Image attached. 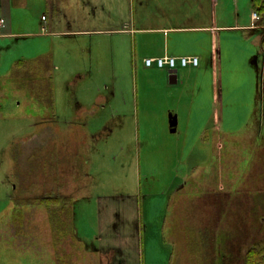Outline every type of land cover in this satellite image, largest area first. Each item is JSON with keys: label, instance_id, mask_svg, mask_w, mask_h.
Masks as SVG:
<instances>
[{"label": "rangeland", "instance_id": "obj_1", "mask_svg": "<svg viewBox=\"0 0 264 264\" xmlns=\"http://www.w3.org/2000/svg\"><path fill=\"white\" fill-rule=\"evenodd\" d=\"M110 10L102 30L121 27ZM145 38L109 32L55 40L58 67L43 81L47 89L53 82V99L49 93L40 110L53 128L38 139L30 138L40 129L31 116L38 95L11 82L0 96V264H245L248 250L264 243V69L217 71L219 105L207 93L212 73L178 66L177 85L167 69L147 68ZM214 123L220 142L203 143L213 139L206 130ZM184 175L188 185L166 217L170 190ZM148 194L162 200L145 201ZM109 195H142L141 256L127 246L139 223L130 213L98 222L99 199ZM48 197L62 204H16Z\"/></svg>", "mask_w": 264, "mask_h": 264}, {"label": "crops", "instance_id": "obj_2", "mask_svg": "<svg viewBox=\"0 0 264 264\" xmlns=\"http://www.w3.org/2000/svg\"><path fill=\"white\" fill-rule=\"evenodd\" d=\"M71 1L0 0V23L2 24L0 27V96L6 93V88L11 82L15 89L20 88L23 94L38 95L40 102H38V106L36 105L31 116L40 120L38 125L40 129L30 137L31 139H38L44 130L52 127V123L40 110L43 106L44 108L49 106L48 94L50 93L52 98L53 82L50 78L51 84L47 89V85L43 81H47L50 75L48 69L56 70L58 67L56 65L58 64L57 48L54 41L63 36L75 38L85 34L111 32L130 34L135 41L138 35L142 38L145 36L150 44H147L148 48L142 46L149 53H146L141 59L137 46L134 53L136 61L141 59L143 63L146 58L163 55L198 56L200 58L199 66L187 67V70L191 69L196 72L204 70L205 75L212 73V89L207 93L209 92L211 99H215L219 105L223 104V98L220 97V92L217 89V78L222 76L217 74V71L221 73L229 70L232 72L246 70L247 64L248 69H252V67L256 70L264 69V25L260 19L255 20L253 17L254 13L261 15L259 8L264 6V0H75L72 5ZM89 1L91 3L88 6ZM61 3L64 4L61 5ZM74 3L79 11L73 9ZM37 6H40L39 12ZM61 6L65 8L62 10ZM88 8H95V10L91 12ZM109 10L118 15L121 27L103 28L104 30H102V27L107 23L106 20L111 19V16L106 14V11ZM49 12L53 13L54 17L49 18L48 15H45ZM149 16L155 20L159 17L161 23L152 26L146 25V21L150 20ZM229 33L232 36H226ZM183 70L186 71V69ZM166 73L171 84H180L182 76L178 70L175 72L168 70ZM184 77L183 75V79ZM199 92L201 95L204 90L201 88ZM199 92H194L193 95L196 96ZM190 93L192 94V92ZM206 99L210 101L208 94ZM80 104L82 103L80 102ZM213 107L216 108V106ZM80 108L82 109V106ZM217 115L216 113V118L219 120L220 117L218 118ZM223 116L225 117V115ZM178 120L179 117H177ZM177 127L178 122L176 130ZM218 128L217 123L210 126L206 133H213V139L208 138L210 134L206 135L202 138L203 143L220 142ZM215 146L219 147V143L218 146ZM186 178L184 175L170 190L166 217L171 201H177L179 197H182L181 192L188 185ZM207 179L209 178L204 179L205 182ZM259 191L264 193V187L259 188ZM141 196L120 195L115 197L109 195L102 197L99 199L97 214L99 223L110 224L118 212L122 211L130 213L134 220L139 221L137 226H133L131 240L128 239L127 245H130V249L132 247L135 249V256H141L144 252L145 238H142L144 223L142 201L144 200ZM147 196L145 201L155 202L162 200L163 195L148 194ZM255 196L256 194L253 198ZM248 199L255 201L252 199L251 193H249ZM152 222L153 224L149 227L157 228L153 217H149L148 223ZM165 222L166 219L162 228L163 236ZM151 236L153 238L154 233ZM78 237L79 240L82 238L84 241L83 236L78 235ZM84 243L87 244L85 241Z\"/></svg>", "mask_w": 264, "mask_h": 264}, {"label": "trees", "instance_id": "obj_3", "mask_svg": "<svg viewBox=\"0 0 264 264\" xmlns=\"http://www.w3.org/2000/svg\"><path fill=\"white\" fill-rule=\"evenodd\" d=\"M263 11H264V6L259 8V12L261 14L260 20H261V23H263L264 25V12ZM35 203L38 206H45L49 210H51L53 206H60L62 204L59 198H54V197H48L40 201H34V202L16 201L17 205H23V206L33 205ZM54 228L55 230H57L56 227ZM80 240L84 243L82 238H80ZM245 264H264V243L256 244L248 250L245 256Z\"/></svg>", "mask_w": 264, "mask_h": 264}, {"label": "built area", "instance_id": "obj_4", "mask_svg": "<svg viewBox=\"0 0 264 264\" xmlns=\"http://www.w3.org/2000/svg\"><path fill=\"white\" fill-rule=\"evenodd\" d=\"M255 19H259L258 14H254ZM0 23V27H1ZM145 66L150 68V67H157L159 69H169V70H174L180 67H197L199 66L200 59L198 56H172V55H164V56H159L156 58H147L144 60Z\"/></svg>", "mask_w": 264, "mask_h": 264}, {"label": "water", "instance_id": "obj_5", "mask_svg": "<svg viewBox=\"0 0 264 264\" xmlns=\"http://www.w3.org/2000/svg\"><path fill=\"white\" fill-rule=\"evenodd\" d=\"M174 77L176 76V75H173ZM171 127H172V130H173V132H175L176 131V125H177V116H172V118H171Z\"/></svg>", "mask_w": 264, "mask_h": 264}]
</instances>
